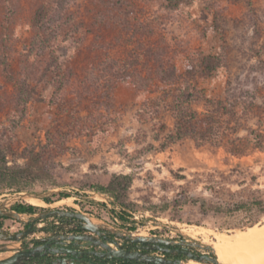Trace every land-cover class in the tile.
<instances>
[{
	"label": "rangeland",
	"instance_id": "1",
	"mask_svg": "<svg viewBox=\"0 0 264 264\" xmlns=\"http://www.w3.org/2000/svg\"><path fill=\"white\" fill-rule=\"evenodd\" d=\"M0 60V202L204 244L264 222V0H0ZM187 98L203 139L161 147Z\"/></svg>",
	"mask_w": 264,
	"mask_h": 264
},
{
	"label": "water",
	"instance_id": "2",
	"mask_svg": "<svg viewBox=\"0 0 264 264\" xmlns=\"http://www.w3.org/2000/svg\"><path fill=\"white\" fill-rule=\"evenodd\" d=\"M62 190H49L46 192L35 193L23 191L15 194L12 198H7L0 202V216H4L15 220L26 228L21 231H7L0 227V264H104L105 261H122L140 264H187L185 260L172 259L161 256L155 251L175 254V242L171 238L161 236H143L118 226H114L104 220H94L91 216L76 211H67L56 207L44 209L31 214L19 212L9 205L16 201L24 200L26 196H33L39 199L52 197L61 193ZM65 218L67 221L75 219L79 231H87L88 233L70 234L63 236L60 241L54 236L60 229H65L61 225H50L37 227L36 223L44 218ZM72 222V221H71ZM73 228V227H69ZM35 230H42L41 238H30ZM51 232L48 234V232ZM108 233L121 242H115L116 246L112 247L104 242ZM177 232L185 237L186 235L177 229ZM67 242L69 247H63L61 244ZM38 242L37 245H29V243ZM192 248H200L210 255L202 253H193L188 250H180L189 259L202 262L204 264H220L215 250L209 244H204L192 239L183 240ZM127 243L137 244L142 250L130 249L126 247ZM91 245L94 250L81 251L79 248ZM71 246V247H70ZM103 258L101 262H94L95 259ZM115 264H120L116 263Z\"/></svg>",
	"mask_w": 264,
	"mask_h": 264
},
{
	"label": "bare ground",
	"instance_id": "3",
	"mask_svg": "<svg viewBox=\"0 0 264 264\" xmlns=\"http://www.w3.org/2000/svg\"><path fill=\"white\" fill-rule=\"evenodd\" d=\"M96 196L102 198L100 195ZM36 198L26 196L24 200L37 204V199L39 198ZM70 201L69 197H65L57 202L69 203ZM180 230L189 235L195 234L196 231L195 229L188 230L183 227ZM202 230L211 234L216 240L215 243L209 245L214 248L220 264H264V222L229 233L207 228H203ZM187 264L204 263L188 259Z\"/></svg>",
	"mask_w": 264,
	"mask_h": 264
},
{
	"label": "trees",
	"instance_id": "4",
	"mask_svg": "<svg viewBox=\"0 0 264 264\" xmlns=\"http://www.w3.org/2000/svg\"><path fill=\"white\" fill-rule=\"evenodd\" d=\"M0 65L4 67V62L0 60ZM172 77L174 75V72H171L170 74ZM190 98L185 99L183 102H180L176 105L175 108V121H174V126L172 132L167 134L165 136V142H163L161 147H165L168 143H172L176 140H179L183 138L186 135H193L192 137L196 140V144H199V140L203 139V137L196 132L195 130V125L197 121V114L194 110H192L189 106L190 103ZM211 131H218L214 126H211ZM8 169L7 166H4L3 164H0V180L4 181L6 178V175H10L13 180H16V175L14 174H8ZM122 179L127 180L126 183L128 182V177H122ZM20 183L19 185H22L20 180L18 181ZM122 181L114 179L109 181L108 183H103V184H96L95 187L98 188V190L107 193V192H116L120 190ZM25 184V183H23ZM60 198L67 197L68 194L65 192L59 193ZM44 201L46 202H51V198H43ZM254 205H259L260 202L254 201L252 202ZM244 207V205H243ZM12 209L19 211V212H26V213H32L35 210L38 209V211L43 210L44 208H36L33 205L22 203V202H17L12 206ZM252 226V225H251ZM250 227V226H248ZM130 230H133L134 227L132 225L128 226Z\"/></svg>",
	"mask_w": 264,
	"mask_h": 264
},
{
	"label": "flooded vegetation",
	"instance_id": "5",
	"mask_svg": "<svg viewBox=\"0 0 264 264\" xmlns=\"http://www.w3.org/2000/svg\"><path fill=\"white\" fill-rule=\"evenodd\" d=\"M61 208H63V207H61ZM63 209H65L67 211L81 212V211L73 209V208H63ZM81 213H83V212H81ZM83 214H86V215H89L91 217L92 216L94 217V215L91 214V213H83ZM103 219L105 221L109 222L110 224L114 225V226H118V227L130 230L128 228V226H130V225L121 216L118 217V216H115V214H113V213H109V217L108 218L104 217ZM11 220L12 219H10V218L4 217V216H0V227L4 228L7 231L13 232V231H21V230L25 229L26 226H27V224L26 225L19 224V227H13L12 222H17V221H15V220L11 221ZM67 220L68 219H65V218H59V224L60 225L61 224L71 225V227H73V228H65V229L62 228L59 231H57V233H55L54 236L57 237L58 241H60V239L63 236L70 235V234H82V233L90 234L87 231H79V230H77L76 227L78 226V224L76 223L75 219H70L72 222L71 221H67ZM103 234L106 236V239H104V242H106L110 246L114 245L115 242L120 241L118 238H115L113 235L105 233L104 231H103ZM137 234L145 236L144 232H139ZM168 238H171V239L174 240V242H175L174 251L176 253L175 254H169V253H165V252L155 251L156 254L161 255V256H166V257L172 258V259H179V260H185V261H187L189 258L186 257L183 253H180L178 251H180V250H188V251L193 252V253H202V254L210 255L209 253H207L204 250H201L200 248H192V247L188 246L185 242H183V240H188V238L183 237L180 234L177 235V236H168ZM63 241L66 242V243L61 244V246L69 247V245H67V240H63ZM69 242H70V240H69ZM37 244H39V243L38 242H34L33 246L37 245ZM207 244H209V243H207ZM126 247L130 248V249L142 250V249H140L138 247L137 244H132V243H127ZM79 249L81 251L82 250L83 251H85V250L86 251H90V250H94V247L91 246V245H86L84 247V249H82V247L79 248ZM102 260H103V258H99V259H95L94 262H97V261L101 262ZM49 262L50 261H48L47 263L49 264ZM115 262L116 263L118 262L120 264H140V263H133V262H128L127 263V262H122V261H110V262L109 261H105L104 264H115Z\"/></svg>",
	"mask_w": 264,
	"mask_h": 264
},
{
	"label": "crops",
	"instance_id": "6",
	"mask_svg": "<svg viewBox=\"0 0 264 264\" xmlns=\"http://www.w3.org/2000/svg\"><path fill=\"white\" fill-rule=\"evenodd\" d=\"M52 208H56V207H52ZM59 208H61V207H59ZM44 209H50V208H44ZM43 209V210H44ZM63 209V208H62ZM38 212V211H37ZM24 213H26V212H24ZM34 213V212H33ZM28 214H31V213H28ZM92 219H94V220H100V219H98V218H95V217H93L92 216ZM55 221H57V223H55ZM18 224V227H19V224H21V223H17ZM50 225H60L59 224V218H54V217H48V218H44V219H41V220H39L37 223H36V226L37 227H42V226H50ZM61 226L62 227H65V228H69V227H71V225H67V224H61ZM13 230V229H12ZM51 232L49 231L48 232V234H50ZM33 234H35V235H37V237L36 238H41L42 236H44L43 234V231L42 230H35L34 232H33ZM67 242H69V240H67Z\"/></svg>",
	"mask_w": 264,
	"mask_h": 264
},
{
	"label": "built area",
	"instance_id": "7",
	"mask_svg": "<svg viewBox=\"0 0 264 264\" xmlns=\"http://www.w3.org/2000/svg\"><path fill=\"white\" fill-rule=\"evenodd\" d=\"M11 221H12V220H11ZM55 223H57V221H55ZM154 235L157 236L156 234H153V236H154ZM36 237H37V235H35V234H33V233L30 235V238H36ZM119 240H120V239H119ZM118 242H121V240L118 241ZM29 245H33V243L30 242ZM111 246H112V247H115L116 244L114 243V245H111Z\"/></svg>",
	"mask_w": 264,
	"mask_h": 264
}]
</instances>
